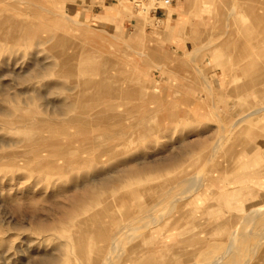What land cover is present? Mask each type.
Returning a JSON list of instances; mask_svg holds the SVG:
<instances>
[{
    "label": "rangeland",
    "instance_id": "1",
    "mask_svg": "<svg viewBox=\"0 0 264 264\" xmlns=\"http://www.w3.org/2000/svg\"><path fill=\"white\" fill-rule=\"evenodd\" d=\"M157 5L0 0V264H264V0Z\"/></svg>",
    "mask_w": 264,
    "mask_h": 264
},
{
    "label": "bare ground",
    "instance_id": "2",
    "mask_svg": "<svg viewBox=\"0 0 264 264\" xmlns=\"http://www.w3.org/2000/svg\"><path fill=\"white\" fill-rule=\"evenodd\" d=\"M198 199V198H197ZM151 208V207H150ZM260 210V209H259ZM253 211L254 212H256V211H258L257 209H253ZM143 212V211H142ZM148 212V211H147ZM146 212V214H148ZM260 212V211H259ZM145 213V212H144ZM143 213V214H144ZM252 214H253V212H252ZM263 214V213H262ZM248 215V214H247ZM262 216H264V215H262ZM250 217H251V214H250ZM160 220V219H159ZM156 221V220H155ZM155 221H154V223H155ZM151 222V221H150ZM149 222V223H150ZM151 224V223H150ZM153 224V223H152ZM137 227H139L140 228V226L141 225H136ZM136 226H135V228H136ZM133 227V226H132ZM142 227V226H141ZM148 227V226H147ZM138 228V229H139ZM146 228V226L143 228V229H145ZM129 229H131V228H129ZM132 229H134V228H132ZM140 229H142V228H140ZM237 229V228H236ZM146 230H148V229H146ZM139 231H141V230H139ZM238 232V231H237ZM132 233V232H131ZM155 233H157V232H155ZM137 234H139V233H137ZM238 234L236 233V236H237ZM158 238V237H157ZM115 242H117L116 240H115ZM119 243V242H118ZM235 243V241L233 242V244ZM237 245V244H236ZM233 246V245H232ZM232 246L230 247V248H228V252H230V250H232ZM119 247V246H118ZM233 247H235V245L233 246ZM114 249H119V248H114ZM235 250V249H234ZM116 250H112V251H107V252H105V253H103V254H100V255H98V257L96 258V260L93 262L94 264H112L113 263V258H115V257H118V255L117 256H114L115 255V252ZM232 252H234V251H232ZM114 253V254H113ZM235 253V252H234ZM224 255L225 254H222L221 253V256L220 257H218V258H216V260L213 262L214 264H218V263H221L222 261V258L224 257ZM122 264V263H121ZM223 264V263H222Z\"/></svg>",
    "mask_w": 264,
    "mask_h": 264
},
{
    "label": "built area",
    "instance_id": "3",
    "mask_svg": "<svg viewBox=\"0 0 264 264\" xmlns=\"http://www.w3.org/2000/svg\"><path fill=\"white\" fill-rule=\"evenodd\" d=\"M175 0H157V2L160 3V5H157L155 12L157 10H162L164 9L166 6L170 5L171 3H173Z\"/></svg>",
    "mask_w": 264,
    "mask_h": 264
}]
</instances>
